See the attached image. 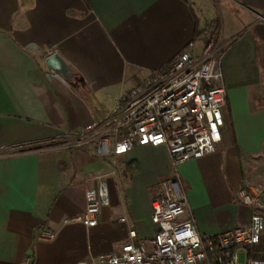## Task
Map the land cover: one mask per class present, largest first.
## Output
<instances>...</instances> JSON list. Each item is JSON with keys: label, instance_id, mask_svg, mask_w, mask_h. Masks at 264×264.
<instances>
[{"label": "crops", "instance_id": "crops-1", "mask_svg": "<svg viewBox=\"0 0 264 264\" xmlns=\"http://www.w3.org/2000/svg\"><path fill=\"white\" fill-rule=\"evenodd\" d=\"M264 0H0V264H94L157 230L152 201L177 175L184 220L203 236L251 222L247 177L264 184ZM216 29L228 92L221 150L181 164L167 148L117 161L54 149L117 109L137 84L185 51L202 53ZM59 54L71 80L48 70ZM99 180L110 205L98 226L77 221ZM121 189V191H120ZM126 216L128 224L120 222Z\"/></svg>", "mask_w": 264, "mask_h": 264}, {"label": "built area", "instance_id": "built-area-1", "mask_svg": "<svg viewBox=\"0 0 264 264\" xmlns=\"http://www.w3.org/2000/svg\"><path fill=\"white\" fill-rule=\"evenodd\" d=\"M223 57L224 45L213 29L201 54L181 53L166 68L137 84L115 111L85 126L72 139H58L53 148L93 149L97 156L112 159L116 168L119 158L135 148L165 147L175 170L218 153L228 104ZM161 185L162 193L152 201L154 237L137 241L136 229L129 228L130 241L94 264H240L242 252L247 256L245 264H264L250 255L264 235L262 182L247 177L240 192L241 201L252 211L250 224L212 236L201 235L193 219H183L189 203L179 177ZM85 198V211L77 221L94 228L102 208L110 205L108 184L99 180L97 187L86 190ZM120 222L128 224V218Z\"/></svg>", "mask_w": 264, "mask_h": 264}, {"label": "water", "instance_id": "water-1", "mask_svg": "<svg viewBox=\"0 0 264 264\" xmlns=\"http://www.w3.org/2000/svg\"><path fill=\"white\" fill-rule=\"evenodd\" d=\"M46 66L53 76L57 74L67 80L72 79L73 76L72 69L59 54L50 55L46 59Z\"/></svg>", "mask_w": 264, "mask_h": 264}, {"label": "trees", "instance_id": "trees-1", "mask_svg": "<svg viewBox=\"0 0 264 264\" xmlns=\"http://www.w3.org/2000/svg\"><path fill=\"white\" fill-rule=\"evenodd\" d=\"M250 255L254 259L264 261V241L263 239L260 245L250 250Z\"/></svg>", "mask_w": 264, "mask_h": 264}, {"label": "rangeland", "instance_id": "rangeland-1", "mask_svg": "<svg viewBox=\"0 0 264 264\" xmlns=\"http://www.w3.org/2000/svg\"><path fill=\"white\" fill-rule=\"evenodd\" d=\"M120 191H121V189H120ZM262 239L264 241V235H263ZM246 260H247V256H246V254L244 252H242L241 255H240V264H245Z\"/></svg>", "mask_w": 264, "mask_h": 264}]
</instances>
